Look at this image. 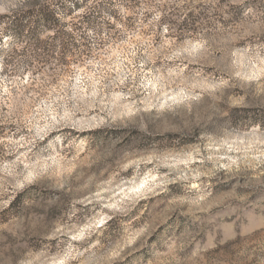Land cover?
<instances>
[{
	"label": "rangeland",
	"instance_id": "obj_1",
	"mask_svg": "<svg viewBox=\"0 0 264 264\" xmlns=\"http://www.w3.org/2000/svg\"><path fill=\"white\" fill-rule=\"evenodd\" d=\"M0 264H264V0H0Z\"/></svg>",
	"mask_w": 264,
	"mask_h": 264
}]
</instances>
